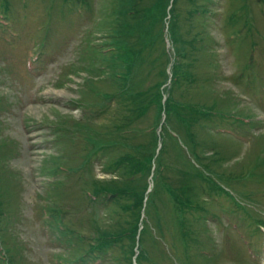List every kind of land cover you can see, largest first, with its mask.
<instances>
[{
  "label": "rangeland",
  "instance_id": "1",
  "mask_svg": "<svg viewBox=\"0 0 264 264\" xmlns=\"http://www.w3.org/2000/svg\"><path fill=\"white\" fill-rule=\"evenodd\" d=\"M86 1L92 3L91 8L78 11L69 1L65 8L56 0L53 7L45 9L38 0H28V6L23 0H10L4 9L12 18L0 15V23H4L0 25V230L8 234V240L2 235L1 245L12 247L18 264H68L70 252H77L83 236L78 222L85 220L91 208L80 200L76 210L71 208L69 220L74 222H68L66 228L48 229L43 224L37 197L47 196L48 185L40 180L48 177L45 171L37 175L36 169L43 155H50V167L55 171L66 166V158L72 161L68 164H74L75 155L78 165L84 166L81 158L91 156L88 159L95 171L89 176L94 180L86 183L97 184L121 179L116 172L106 174L99 167L106 163V157L113 160L129 150L118 144L110 151L93 153L94 143L86 141L87 137L115 138L109 132L116 134L115 126L121 122L116 100L106 105L107 96H103L114 93L115 83L107 82L106 73L90 70L79 58L85 38L90 42L88 48L103 44L101 30H106L103 21H107L104 14L110 0ZM196 7L211 12L195 16L192 12ZM177 10L181 13L179 34L190 47L180 49L192 53L182 61L191 63L194 82L184 81L173 89L172 96L187 106L173 104L167 114L162 106L165 116L170 117L168 121L165 117L169 131H164L159 129L161 105L143 97L140 101L144 106H137L140 115L120 139L135 147L152 139L167 144L161 153L165 169L155 178V206L147 208L150 221L144 227V245L148 261L143 264H264V230L255 229L264 227V0H179ZM47 11L56 15L60 24L42 32L39 20ZM22 15L25 19L21 21ZM44 33L42 49H36ZM37 51L40 58L35 60ZM166 51L173 54L172 46ZM158 52L159 46L153 49L154 54ZM28 59L33 60L31 65ZM160 65V61L146 63L132 85L134 89L161 81ZM94 82L96 91L91 87ZM163 91L170 94L169 88ZM73 98H84L90 109L72 108L77 107ZM189 103L200 110L190 108ZM90 110L93 114L88 117ZM67 116L77 118L78 123H69L80 129L73 130L66 123L67 138H59H73L75 147L70 145L63 157L52 158L57 145L62 144L60 140L54 143L55 130L58 123L59 127L64 125ZM150 126L155 128L141 133ZM89 127L102 132L90 135ZM176 135L182 147L172 145ZM83 179H87L85 174ZM53 185L58 193V182ZM36 188L44 190L36 194ZM172 188L181 197L175 209ZM44 200L53 207L48 197ZM186 200L196 204L194 211L183 209L184 204L181 207L180 203L192 205ZM70 201L62 200L65 210ZM108 205L95 207L107 233L115 230V221L123 215L118 206L111 214ZM156 213L162 227L155 222ZM47 225L52 226L51 222ZM84 232L83 239L89 234ZM97 263L101 264V259Z\"/></svg>",
  "mask_w": 264,
  "mask_h": 264
},
{
  "label": "trees",
  "instance_id": "2",
  "mask_svg": "<svg viewBox=\"0 0 264 264\" xmlns=\"http://www.w3.org/2000/svg\"><path fill=\"white\" fill-rule=\"evenodd\" d=\"M38 1L44 3L45 9H49L53 7L56 0ZM68 1L77 6V0H61L62 5L60 7L65 8ZM23 2L28 6V0H23ZM178 2L179 0H110L107 5L108 9L106 11V16L104 14L107 21H103L107 23L105 27L106 30H101L100 43L103 44L99 46L93 44L88 48L90 42L85 38V47H83V49L86 50V53L83 50L82 54L79 55L82 61L88 63L87 67H89L90 70H100V72L106 73L108 75V82H110V84L115 83L113 86L114 93L108 94L105 92L103 95L107 96L105 97L106 105L107 102L115 99L116 104L121 110V122L115 126V133L118 135L110 131L109 133L115 136V138H109L105 141L97 139L93 147L98 149L103 146L110 149L113 146L118 147V144H124L129 148L128 151L122 152L110 162L111 166H109V169H111L112 172L119 171L121 179L97 183L94 190H92V194L104 192L113 196L114 200H109L113 202V207L109 209L111 214L117 204H119L121 210H124L121 218L115 221V230L112 232L107 233V230L102 227L104 221L102 223H100V220L96 221L93 226L94 231L99 234L98 240L101 241V243L116 245L119 248L120 253L115 256L116 262L114 264H131V256L134 253L135 236L140 220V210L148 185L147 179L150 174L151 161L157 143L155 139H152L145 145H138L135 147L134 143H127L120 140L124 135L122 133L130 131L128 129V131H126V128L130 127V124L140 115L137 106H139V109L144 106L142 101H140L143 97H147L148 101L158 102L159 106L161 105L160 111L162 110L161 86L165 84L168 79L166 70L172 57L170 94H168L165 101L166 112H169V107H172L174 104L173 102H175L172 96L173 89L182 85L184 81L190 82V84L194 82L191 69L189 68L191 67V63H183L182 61L185 57L192 55V53H190V51L186 52L185 49H180L182 46L183 48L185 46L186 48L190 47H188V44H184L186 39H184L178 31L180 26L179 14H181L180 11L177 10ZM51 3L52 5L50 6ZM169 4H171V8L169 9L170 16L167 17V7ZM81 5L91 8L92 3L89 4L88 1L81 0ZM3 7H9L7 1H5ZM61 8L59 12L63 10H61ZM199 11H201V13ZM199 13L200 15L205 14V8L196 7L194 12H192L195 16ZM43 17L44 18L39 21L48 32L50 31V27L53 28L56 24H60V21L56 23V15L52 14L51 11H47L45 15L43 14ZM166 25L167 34L173 46V54L171 55H168L164 42L163 32ZM88 37H90V34ZM156 45L159 46V52L154 54L153 49L155 47L157 48ZM102 48L106 50L101 51ZM158 61H160L161 64L159 70L163 79L154 82L153 85L145 89L135 90V86L132 85L136 82V78L141 75L143 66L146 63L153 65ZM91 87L96 91L97 87L95 82L94 84L91 83ZM194 110L198 109L195 108ZM154 128L155 126H150L142 129V132L140 130V132L143 133L147 130V132H151ZM93 130L96 134L102 132L94 127ZM148 144L153 146L149 147ZM156 186L157 184L155 187ZM155 191H157V188L153 190V192ZM154 195L155 193H153V195L152 193L149 194L151 199H153ZM123 198L125 201L120 204L119 201ZM143 252L144 250L142 251L141 248L138 259L144 258ZM122 254H124L125 259L120 258Z\"/></svg>",
  "mask_w": 264,
  "mask_h": 264
}]
</instances>
